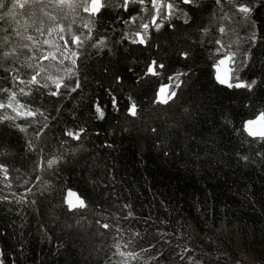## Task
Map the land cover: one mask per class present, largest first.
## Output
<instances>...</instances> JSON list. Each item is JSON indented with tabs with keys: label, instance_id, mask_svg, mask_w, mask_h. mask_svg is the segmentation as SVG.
<instances>
[{
	"label": "trees",
	"instance_id": "trees-1",
	"mask_svg": "<svg viewBox=\"0 0 264 264\" xmlns=\"http://www.w3.org/2000/svg\"><path fill=\"white\" fill-rule=\"evenodd\" d=\"M10 1L0 0V103L36 116L25 128L0 111V187L7 180L27 193L0 199L2 264H109L119 245L126 264H264V137L246 130L264 117V0H173L145 45L127 38L128 21L144 18L136 1L125 10L124 0H101L89 21L104 45L81 59L73 92L70 83H28L8 10L27 12ZM237 6L252 9L254 40L238 75L251 87L220 83L213 70L217 26ZM165 86L175 96L157 102ZM55 119L42 146L44 186L31 190L34 134H25ZM68 190L84 206H66Z\"/></svg>",
	"mask_w": 264,
	"mask_h": 264
},
{
	"label": "rangeland",
	"instance_id": "rangeland-1",
	"mask_svg": "<svg viewBox=\"0 0 264 264\" xmlns=\"http://www.w3.org/2000/svg\"><path fill=\"white\" fill-rule=\"evenodd\" d=\"M3 1V0H2ZM139 6L144 16L143 19L134 18L128 21L129 32L127 38L129 40L136 39V33L145 35L143 24H148V29L156 28L155 24L165 22L170 16L168 4H173V0H156L157 7L153 6L152 0H134ZM91 0H11L10 5L16 8V11L21 13L22 10L27 12V16H14V8L9 7V16L11 20L9 25L11 29L20 34L19 39H14L12 46L14 49H19L26 53L23 58L24 62L21 66L25 70L30 71V80L35 75L37 82L42 85H49L51 88L57 89L52 82L56 80L59 84L70 83L69 90L73 92L76 89V72L81 59L91 52L98 51L103 45L98 40H94L91 34V24L89 21V14L91 12H84V7L90 8ZM240 6L235 7L236 13L234 16L225 15L216 29V46L212 55L213 70L217 81L229 86H235L237 83H242L239 80V71L247 60V50L249 45L254 40V27L250 19V14L240 12ZM159 9V11H158ZM14 10V11H13ZM24 12V11H23ZM51 13V16L47 14ZM72 15L74 19H69ZM153 17H156L155 24H153ZM167 17V18H165ZM64 18V22L60 19ZM50 19V20H49ZM42 25V29L38 31H31V34H25L27 28L32 24ZM87 26V27H86ZM63 27V31L60 28ZM64 39L61 40L60 37ZM75 38H79L77 43H73ZM45 41L49 43L45 44ZM65 41H67V48L65 49ZM59 47V51L57 50ZM73 53L75 55L73 56ZM23 57V54H22ZM47 57V58H45ZM55 57V58H53ZM68 57V59H65ZM72 59L76 60V64H72ZM223 60V63L220 61ZM167 91L165 96H170L172 87L165 86ZM0 108L1 115L7 117L9 122L20 123L24 121V127L27 128V121L34 118L36 115H19L20 112H28V107H18V102H13L12 107ZM16 109V110H14ZM260 119V118H258ZM257 120V119H256ZM256 120H253L252 125ZM263 123L262 119H260ZM55 120L48 121L38 128L32 127L31 132L25 134L28 138L32 150L35 155V173L37 180L31 185V190L34 187H43L46 170L43 168V159L41 154L43 152V143L47 134L54 128ZM251 125L252 129L254 128ZM264 125V123H263ZM248 123L246 124V129ZM20 129L22 126L20 125ZM49 167V165H47ZM52 166V165H50ZM7 180L1 181L0 199L8 200V198L21 199L27 196L25 191L13 190ZM49 188V186H48ZM227 238L230 235L229 229L224 228L218 231ZM215 244V242H214ZM130 258L124 246L119 245L114 249L113 256L109 264H126L127 259Z\"/></svg>",
	"mask_w": 264,
	"mask_h": 264
},
{
	"label": "snow or ice",
	"instance_id": "snow-or-ice-1",
	"mask_svg": "<svg viewBox=\"0 0 264 264\" xmlns=\"http://www.w3.org/2000/svg\"><path fill=\"white\" fill-rule=\"evenodd\" d=\"M62 2H63V0H62ZM139 2L140 3H143V0H139ZM216 2L219 4L220 3V0H216ZM152 3H153V6L154 7H157V3H156V0H152ZM180 3H182V4H184V5H190V6H192V5H195L196 3H197V0H180ZM127 4H128V0H124V6H125V10H127ZM103 7V5H102V3H101V0H91V5H90V8L89 7H84V12H91V13H93V14H98L99 12H100V10H101V8ZM170 10L171 9H173L174 8V5L173 4H168V6H167ZM240 12H242V13H245L246 15L247 14H250L251 13V11H252V9L250 8V7H248V6H240L239 7V9H238ZM158 11H159V9H158ZM169 14H171V13H169ZM165 18H167V17H165ZM155 20H156V17H153V24H155ZM185 22H187V21H185ZM162 26V24H155V27H156V29L158 30L160 27ZM87 27V26H86ZM142 27H143V29L145 30V35L147 34V29H148V24H143L142 25ZM60 30L61 31H63V27H61L60 28ZM136 35V39H133L131 42L132 43H138V44H140V45H145L146 43H147V41H146V39H145V35H141L140 33H136L135 34ZM60 39L61 40H63L64 39V37L63 36H61L60 37ZM78 40H79V38H75L74 40H73V43H77L78 42ZM47 43H49V41H45V44H47ZM100 43H103V41H100ZM67 48V41H65V49ZM57 50L59 51V47L57 46ZM75 55V53H73V56ZM182 55H184L185 56V58H186V56H187V54L186 53H184V54H182ZM45 58H47V57H45ZM53 58H55V57H53ZM65 59H68V57H65ZM224 61L223 60H221L220 61V63H223ZM72 64L73 65H75L76 64V60L75 59H72ZM155 67H156V61H152L151 62V64L147 67V73H151V74H153V75H155V74H157L156 72H155ZM159 67L160 68H163V65L161 64V65H159ZM55 85H56V87L57 88H59L60 87V84H59V82L58 81H56V80H53L52 81ZM224 81H221V83H223ZM28 83H37V79H36V76L34 75L33 77H32V79H31V81H28ZM253 84L255 83V81H253L252 82ZM179 85H177V87H178ZM230 87L232 86V85H229ZM251 87V84H249V85H245V84H243V83H237L236 85H235V87ZM76 87H79V84L77 83V85H76ZM166 89L165 88H160L159 89V92H158V95H157V102H160V103H167L168 102V100L169 99H171L172 98V96H175V92H173L172 94H171V96H165V93H166ZM11 101H15V94H13L12 95V97H11ZM8 107H12V102H9L8 103V105H7ZM3 107H5V105L3 104V103H0V108H3ZM18 107H22V106H19L18 105ZM14 110H16V109H14ZM95 112L98 114V116H99V118H103L104 117V112H103V110H102V108L100 107V106H97L96 108H95ZM128 112H129V114L130 115H132V116H135L136 115V104L135 103H132L131 104V106L129 107V109H128ZM18 114L19 115H28V116H32L34 113L33 112H31V111H28V112H20V111H18ZM262 119H264V117H262ZM252 121H249L248 122V127H247V131H248V134L250 135V136H261V137H264V129H261V130H259V131H254L253 129H252V127H251V125H252ZM67 135L68 136H70V137H73L74 139H79L80 138V134L79 133H77L75 136H74V134L72 133V132H68L67 133ZM246 159V158H245ZM52 163H54V161H49V165H51ZM77 199H79V198H77ZM70 206L71 207H82V206H84V202L82 201V200H80L79 201V203L78 204H76V205H71L70 204ZM104 227H108L107 225H104ZM0 264H2V261H0Z\"/></svg>",
	"mask_w": 264,
	"mask_h": 264
},
{
	"label": "water",
	"instance_id": "water-1",
	"mask_svg": "<svg viewBox=\"0 0 264 264\" xmlns=\"http://www.w3.org/2000/svg\"><path fill=\"white\" fill-rule=\"evenodd\" d=\"M90 5H91V2H90ZM253 127H254L253 128L254 131H259L261 129H264V125H263V123L261 122L260 119H257L256 120V122L254 123V126ZM77 198H79V197L73 191H70V190L66 191V193H65V200H64L65 205L68 206L70 209L77 208V207H71L70 206V204L71 205H76V204L79 203L80 199H77Z\"/></svg>",
	"mask_w": 264,
	"mask_h": 264
}]
</instances>
